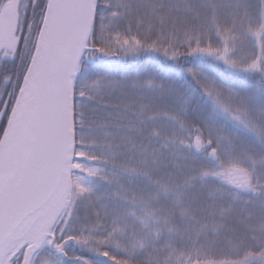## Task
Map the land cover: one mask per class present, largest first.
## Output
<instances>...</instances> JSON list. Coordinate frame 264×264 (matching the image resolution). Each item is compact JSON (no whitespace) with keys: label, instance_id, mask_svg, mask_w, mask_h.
Returning <instances> with one entry per match:
<instances>
[{"label":"snow or ice","instance_id":"snow-or-ice-1","mask_svg":"<svg viewBox=\"0 0 264 264\" xmlns=\"http://www.w3.org/2000/svg\"><path fill=\"white\" fill-rule=\"evenodd\" d=\"M0 264H264V0H0Z\"/></svg>","mask_w":264,"mask_h":264}]
</instances>
